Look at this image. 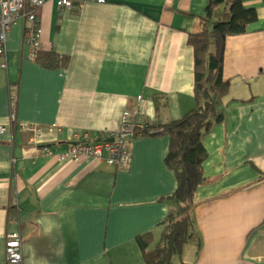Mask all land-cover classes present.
Wrapping results in <instances>:
<instances>
[{
	"label": "crops",
	"instance_id": "1",
	"mask_svg": "<svg viewBox=\"0 0 264 264\" xmlns=\"http://www.w3.org/2000/svg\"><path fill=\"white\" fill-rule=\"evenodd\" d=\"M59 1L38 8L41 55L54 51L66 66L28 57L22 18L0 54V264L9 231L20 232L23 264H144L137 238L160 239L177 187L169 136L130 139L124 167L59 154L71 142L112 140L126 109L152 123L193 108L188 36L223 5L208 22L210 0ZM243 4L257 19L226 39L225 117L204 137L207 181L196 191L201 243L185 244L177 264H264V0ZM22 122L55 130L34 147Z\"/></svg>",
	"mask_w": 264,
	"mask_h": 264
},
{
	"label": "trees",
	"instance_id": "2",
	"mask_svg": "<svg viewBox=\"0 0 264 264\" xmlns=\"http://www.w3.org/2000/svg\"><path fill=\"white\" fill-rule=\"evenodd\" d=\"M243 1L210 0L206 20L211 21L219 5H223L222 14L209 22L211 25L206 30L188 36V43L194 49L197 104L177 119L164 122L157 118L136 134L169 136L165 160L177 178L175 191L166 196L169 213L162 223L160 239L154 242L151 232L137 238L144 264H174V258L181 255L185 244L199 246L201 243L194 218L196 191L207 181L203 170L208 157L204 137L225 117L223 99L230 89V81L223 73L226 39L244 33L247 24L257 19L255 8L245 7ZM35 59L48 68H60L68 63L65 56L54 51L43 56L40 51Z\"/></svg>",
	"mask_w": 264,
	"mask_h": 264
},
{
	"label": "built area",
	"instance_id": "3",
	"mask_svg": "<svg viewBox=\"0 0 264 264\" xmlns=\"http://www.w3.org/2000/svg\"><path fill=\"white\" fill-rule=\"evenodd\" d=\"M103 1V0H99ZM45 0H0V54H6L8 33L13 24L20 18L25 21L24 38L28 44V57L35 59L41 51V28L39 25L38 8ZM71 0H60L61 7L71 6ZM141 98V97H140ZM16 121L14 114L11 122ZM21 130L31 135V143L39 147L47 132L55 128L38 126L32 123H18ZM149 125L141 110L126 109L123 112L121 125L116 134H111L112 140L98 138L94 141L81 140L66 145L65 150L59 154L60 160L81 161L83 158L94 157L103 159L110 165L124 167L129 165L131 152L128 148L130 139ZM6 128L0 125V133ZM51 153L49 148L44 149ZM5 256L7 264H23L22 239L19 231H9L5 242Z\"/></svg>",
	"mask_w": 264,
	"mask_h": 264
},
{
	"label": "rangeland",
	"instance_id": "4",
	"mask_svg": "<svg viewBox=\"0 0 264 264\" xmlns=\"http://www.w3.org/2000/svg\"><path fill=\"white\" fill-rule=\"evenodd\" d=\"M174 264H177V258L176 257L174 258Z\"/></svg>",
	"mask_w": 264,
	"mask_h": 264
}]
</instances>
